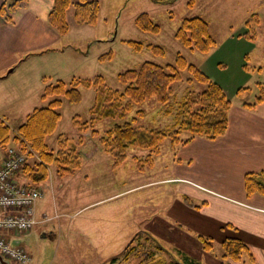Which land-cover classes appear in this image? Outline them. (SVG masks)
<instances>
[{"label":"rangeland","instance_id":"obj_1","mask_svg":"<svg viewBox=\"0 0 264 264\" xmlns=\"http://www.w3.org/2000/svg\"><path fill=\"white\" fill-rule=\"evenodd\" d=\"M15 1L4 2L0 10L5 4L8 7ZM190 1L102 0L101 13L95 26L77 25L72 8L67 14L69 33L61 37L48 23L47 16L51 11L49 0L48 4L32 0L31 10L47 19L54 33L47 31L44 50L30 52L22 62L18 61L16 66L0 73L3 78L0 81V118L7 122L12 134L16 135V130L28 115L36 108L47 107L56 98H42L46 86L58 81L70 86L74 79L94 80L102 76L106 86L122 91L125 85L119 80V74L139 69L146 61L163 66L173 64L178 53L183 54L190 64L200 68L211 81L219 84L235 104L255 103L261 95L260 84L264 86V0H196L192 8L189 6ZM28 7L27 4L25 8L10 13V22L0 15V22L14 25L17 13ZM144 13L159 25V34L143 32L135 25V19ZM194 16L202 17L209 23L217 42L208 54L186 50L175 38L182 21ZM129 41L142 43L144 49L138 52L128 45ZM147 45L161 47L165 55L153 54L145 49ZM108 53H111V57L101 60ZM11 69L13 71L9 73ZM184 74L186 76L187 72ZM175 87L178 100L191 89L186 82L178 83ZM79 89L82 94L80 103L71 105L61 98V121L48 140L55 151L58 149V139L68 140L70 145L78 146L82 155L81 167L75 175L62 177L56 173L55 166L50 167V171L55 170L58 179L68 180L74 176L65 185L66 194L61 189L57 190L59 205L63 208H66L65 205L80 208L92 203V206L87 207L90 210H86L77 221L87 222L84 225L87 227L95 221L109 226L110 231L105 240L124 237V245H127L138 233H148L152 239L148 241L146 237H141V245L136 249V252L140 251L141 258L127 264H138L148 250L155 252V257L167 264L174 261L187 264H232L223 256L224 240L233 237L230 229L201 210L203 205L196 196L197 188L192 187L194 184L191 180L199 183L203 181L196 172V166L189 167L191 162L185 158L184 150L198 138H204L196 137L188 144L176 146L167 141L161 146L160 153L154 156L153 165L146 162L149 152L137 148L128 152L124 162L116 163L115 152L104 150L100 138L105 137L119 120L103 119L96 122L97 136L93 135L91 129L80 131L75 119L80 122L91 121L96 90L82 86ZM142 108L147 117L139 122L140 126L156 130L170 129L171 115H175V112L170 116L165 115V108L156 100L148 101ZM137 109L135 106L126 118L130 120L135 116ZM190 137L189 133L181 136L182 139ZM9 146L16 147V143L11 142ZM93 155L94 158L88 160L87 157ZM38 159L33 155L28 161L32 165ZM181 177L184 180L177 179ZM49 197L48 192L46 199ZM102 212L103 216L95 217V213ZM22 237V242L14 244L26 245L37 262L51 263L56 243L41 240L40 235L36 242V234L32 232ZM199 237L210 239L213 245L211 252L203 249L204 244ZM79 241L74 245L75 251L68 258L59 256L57 263L110 264V259L99 258V250L89 245L84 238ZM155 242L165 248L167 253H158ZM135 246H138V241ZM106 247L104 242V250ZM64 252L63 247L61 253Z\"/></svg>","mask_w":264,"mask_h":264},{"label":"trees","instance_id":"obj_2","mask_svg":"<svg viewBox=\"0 0 264 264\" xmlns=\"http://www.w3.org/2000/svg\"><path fill=\"white\" fill-rule=\"evenodd\" d=\"M101 2L102 0H54L48 23L57 34L65 37L70 29L67 14L73 8L77 25L95 26L101 13ZM195 2L196 0H191L189 6L192 8ZM27 4L29 5V0H17L8 7H5V4L1 7L0 15L10 22L12 18L9 14L19 8H25ZM135 25L141 31L155 35L161 30L146 13L135 19ZM175 38L186 50L202 54L210 53L217 45L209 23L199 16L185 18L176 31ZM127 43L138 52L144 49L142 43L134 41ZM145 49L157 56L165 55V51L158 46L147 45ZM105 57L110 58L111 53L102 56L101 60ZM184 72H187L186 76L183 75ZM118 78L125 85L122 91L106 86L102 76H97L94 80L74 79L70 86L63 81L46 86L42 98H56L47 107L36 108L28 115L26 121L16 130V135L12 134V128L7 122L0 118V147L6 149L11 142H15L16 147L25 153L28 159L33 155L39 158L32 165L27 159L21 171L28 180V184L25 185L39 189L37 186L48 180L50 167L53 166L62 177L75 175L81 167L82 155L78 151V146L70 145L68 140L58 139L56 143L58 149L55 151L48 143L61 121L59 111L63 106L61 98H65L71 105L80 103L82 98L80 86L95 88V104L91 121L80 122L76 118L75 125L80 131L91 129L93 135L97 136L99 132L95 128L96 122L103 119H118L119 122L107 131V135L100 138L104 150L115 152L116 163L124 162L128 152L137 148L149 152L146 162L153 165L154 156L160 153L161 146L167 141L171 142L172 146L188 144L196 137L215 141L224 136L228 129L231 98L219 84L211 81L196 65L190 64L181 53L177 54L173 64L163 66L146 61L139 69L125 71L119 74ZM181 82H186L191 89L178 100L175 85ZM260 90L261 95L257 97V103L264 102L263 84H260ZM151 100H156L165 108V115L170 116L175 112V115H171L173 118L170 129L156 130L139 125V122L147 117L142 106ZM244 104L248 107L254 106ZM135 106L138 107L135 116L127 119V113L133 111ZM184 133L191 134V137L182 139ZM140 169L143 167L140 166ZM245 191L248 197L264 196V173L247 174ZM141 237H146L148 241L152 239L146 232L138 233L125 251L110 259V264L120 262L127 264L141 258L140 251L136 252L137 247L141 245ZM199 239L204 244L203 249L211 252L213 245L210 239L204 237ZM137 241L138 246H135ZM155 245L158 253H167L161 245L157 243ZM148 251L138 264H167L163 259L156 258L155 252ZM223 251L224 258L230 261L244 262L249 259L251 263L255 262L250 247L239 238L230 237L224 240ZM170 264L187 263L174 261Z\"/></svg>","mask_w":264,"mask_h":264},{"label":"crops","instance_id":"obj_3","mask_svg":"<svg viewBox=\"0 0 264 264\" xmlns=\"http://www.w3.org/2000/svg\"><path fill=\"white\" fill-rule=\"evenodd\" d=\"M6 1L9 0H0V5ZM31 2L32 0H29L27 10L17 13V22L14 25L0 22V73L16 66L18 61L22 62L30 52L44 50L47 31L53 32L47 23L48 16L45 20L37 11L31 10ZM49 2L51 10L53 0ZM41 3L48 4L47 0H41ZM2 80L0 75V81ZM248 104L254 106L248 107L244 103L235 104L232 101L229 125L224 136L215 141L198 138L184 150L185 158L191 162L189 167L196 166V172L203 181L199 183L191 180L194 184L192 187L197 188L196 196L203 205L201 210L209 218L229 228L231 236L248 244L255 261H231L232 264H264V196L248 197L245 191L247 174L264 173V102ZM3 152L4 149L0 147V156ZM87 158L92 160L94 155ZM54 172L51 169L48 180L37 186L44 192V196L36 204V217L40 221H48L37 225L32 231V234H36V242L39 241L40 235L41 240L56 243L51 263L44 264H59L56 261L59 256L68 258V255L75 251L74 245L80 242V238L97 248V254L102 259L114 258L125 251L133 239L127 245H124V237L105 240L110 231L109 226L95 221L87 227L84 226L87 222L77 221L86 210H90L87 207L92 206V203L80 208H71L69 205L63 208L59 205L57 190L61 189L66 194L65 185L74 176L62 180L58 179ZM177 179L181 181L184 177ZM17 181L28 184L24 173L18 174ZM60 184L63 187H59ZM48 192L50 197L46 199ZM103 215V212L95 213V217ZM5 235L13 242L23 241V235ZM104 242L107 244L105 250ZM20 244L32 258L29 264H41L36 261L33 252L26 245ZM63 247L65 252L61 253Z\"/></svg>","mask_w":264,"mask_h":264},{"label":"built area","instance_id":"obj_4","mask_svg":"<svg viewBox=\"0 0 264 264\" xmlns=\"http://www.w3.org/2000/svg\"><path fill=\"white\" fill-rule=\"evenodd\" d=\"M27 159L17 147H7L0 156V255L11 264H29L32 258L25 247L15 245L5 233L21 237L48 221L36 217V204L44 192L17 181Z\"/></svg>","mask_w":264,"mask_h":264},{"label":"water","instance_id":"obj_5","mask_svg":"<svg viewBox=\"0 0 264 264\" xmlns=\"http://www.w3.org/2000/svg\"><path fill=\"white\" fill-rule=\"evenodd\" d=\"M13 69L10 70L9 73H11ZM17 243V242H16ZM131 243V242H130ZM129 243V244H130ZM126 249V248H125ZM0 264H10L9 261L5 260L1 255H0Z\"/></svg>","mask_w":264,"mask_h":264}]
</instances>
